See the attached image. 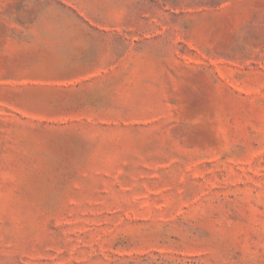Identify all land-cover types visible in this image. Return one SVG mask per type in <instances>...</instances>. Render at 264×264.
<instances>
[{"label":"rangeland","instance_id":"374dc122","mask_svg":"<svg viewBox=\"0 0 264 264\" xmlns=\"http://www.w3.org/2000/svg\"><path fill=\"white\" fill-rule=\"evenodd\" d=\"M0 264H264V0H0Z\"/></svg>","mask_w":264,"mask_h":264}]
</instances>
